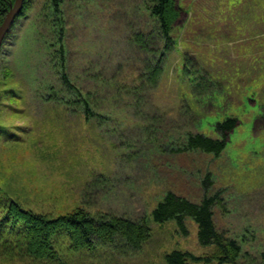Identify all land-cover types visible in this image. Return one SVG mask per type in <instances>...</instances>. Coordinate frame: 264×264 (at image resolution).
<instances>
[{
	"label": "rangeland",
	"instance_id": "obj_1",
	"mask_svg": "<svg viewBox=\"0 0 264 264\" xmlns=\"http://www.w3.org/2000/svg\"><path fill=\"white\" fill-rule=\"evenodd\" d=\"M139 1L63 0L75 85L93 91L89 72L100 81L94 84H103L111 74L120 80L130 77L135 59L127 35L146 22L137 13ZM24 3L0 47V127L6 130L0 136V198L53 217L82 207L93 215L137 220L167 191L194 202L216 196L215 228L241 250L233 262L219 263L214 247L199 245L191 220L185 222L187 236L173 222L149 221L150 238L138 251L120 242L118 247L102 244L94 252H74L60 238L59 263L11 251L0 264H162L171 250L200 258L189 264H259L264 252V0H179L184 14L172 33L176 44L168 50L156 90L140 109H155L164 118L165 131L175 136L190 130L216 137L215 122L237 117L240 125L218 157L149 152L146 133L136 128L138 116L133 118L122 102L108 124L90 121L99 136L78 115L45 116L52 105L39 100L43 85L61 89L52 53L38 39L45 32L47 0ZM2 71L9 72L5 78ZM206 79L212 86L202 91L198 86ZM104 98L99 113L106 109ZM187 121L195 125L188 127ZM207 175L211 183L205 188Z\"/></svg>",
	"mask_w": 264,
	"mask_h": 264
},
{
	"label": "trees",
	"instance_id": "obj_2",
	"mask_svg": "<svg viewBox=\"0 0 264 264\" xmlns=\"http://www.w3.org/2000/svg\"><path fill=\"white\" fill-rule=\"evenodd\" d=\"M13 1L0 0V24ZM62 2L63 0H47V5L44 7L47 13L42 17L45 32L38 33V39L45 51L52 53L53 58L51 57L50 61L53 68L57 69L61 88L56 90L52 84H48L49 82L43 85L44 90L41 91L39 100L42 99L43 104L52 105L45 116L63 119L78 115L84 119L85 123L92 126L90 121L94 118L103 123L112 120L116 104L122 102L130 109L133 118L138 116L136 128L140 133H146L144 137L150 144L148 150L151 153L182 155L189 152H201L218 157L225 151L232 135L240 125L239 119L235 116H227L214 123L213 131L216 137L190 130L175 136L172 132L165 131L167 126L163 122L164 118L156 113L155 109L151 113L140 112L142 104L146 105L148 102L147 96L156 90L160 82L168 50L176 44L172 33L184 14L179 0L139 1L137 13L143 18L146 17V22L140 23L127 35V45L135 59L134 69H129L132 71L130 77L125 76L120 80L114 77L115 74H111L103 84H94L100 81L96 78V73L89 72L88 80L93 91L75 85L71 81L73 77L69 71L67 27ZM45 33L49 36L44 35ZM183 66L185 71L188 70L186 66ZM184 69H182L183 73ZM122 70L124 69H118L116 72ZM8 73L2 71V78H5ZM210 84V80L206 79L198 87L202 91H207L212 86ZM2 92L0 90V98ZM101 95L108 97L107 100L103 97L107 104L103 113H99V110L104 108ZM187 114L191 115L190 111ZM148 119L151 124L163 127L164 131L159 130L160 126L158 129L152 128L147 123ZM194 125L195 123L187 121L188 127ZM92 131L99 136L93 126ZM5 132L6 130L0 127V136H4ZM112 132L115 133L114 130ZM124 146L131 148L130 143H125ZM138 154L139 152L136 155ZM128 156L129 153L124 155L129 159ZM94 182L95 180L92 183ZM210 183L209 175H207L204 180L205 188H208ZM216 199V196H203L199 202H194L172 191H167L147 216L133 220L108 213L97 212L93 215L82 207L53 217L25 210L14 200L5 201L1 197L0 208L4 210L0 214V260L8 261L9 253L16 251L36 260L59 263L60 255L56 242L60 241V238H65L68 242L66 247L74 252H94L99 245L107 244L115 247L120 242H122L121 247L138 251L150 238L149 221L159 225L173 222L177 231L182 236H187L185 222L189 219L196 225V236L200 246L214 247L218 253L219 263L233 262L239 256L241 249L235 240L224 238L217 232L212 210L217 203ZM190 260H200V258L193 257L188 252L171 250L164 254L162 264H189ZM207 262L210 261L207 259ZM259 264H264V252L260 255Z\"/></svg>",
	"mask_w": 264,
	"mask_h": 264
},
{
	"label": "water",
	"instance_id": "obj_3",
	"mask_svg": "<svg viewBox=\"0 0 264 264\" xmlns=\"http://www.w3.org/2000/svg\"><path fill=\"white\" fill-rule=\"evenodd\" d=\"M23 4L24 0H14L13 3L10 4L9 10L0 24V47L3 44L4 38L13 25L16 17L21 12Z\"/></svg>",
	"mask_w": 264,
	"mask_h": 264
}]
</instances>
